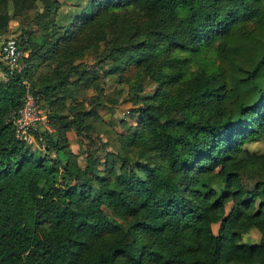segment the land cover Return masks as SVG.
<instances>
[{
    "label": "trees",
    "instance_id": "trees-1",
    "mask_svg": "<svg viewBox=\"0 0 264 264\" xmlns=\"http://www.w3.org/2000/svg\"><path fill=\"white\" fill-rule=\"evenodd\" d=\"M63 3L0 0L23 66L0 65V264H264V0ZM105 85L134 105L119 150L74 153Z\"/></svg>",
    "mask_w": 264,
    "mask_h": 264
},
{
    "label": "rangeland",
    "instance_id": "rangeland-1",
    "mask_svg": "<svg viewBox=\"0 0 264 264\" xmlns=\"http://www.w3.org/2000/svg\"><path fill=\"white\" fill-rule=\"evenodd\" d=\"M63 6L61 11H68L70 12L72 3L74 0H63ZM16 25V23H15ZM10 36H14L11 34ZM9 36V37H10ZM86 95H94V90H90L87 92L82 91ZM81 93V94H83ZM100 98L106 102L109 108L112 109V116L109 114H105L106 110H104L103 116L98 118L95 121L87 120L85 122V127L89 130L90 141H88L85 137H82V145L77 142V137L73 131H69L67 134L68 145L70 146L71 150L74 153L81 152L85 143H90L92 147L97 149V153H105V151L109 150H119L120 140L118 138V133L128 126V124L124 125V123H120V119H126L129 121L130 117V109L134 107L133 103L125 100L127 98L126 91H118L112 90L109 86L105 85L102 94H99ZM70 101H66V104ZM50 111L49 108H46ZM44 110V109H43ZM47 113V112H46ZM48 114V113H47ZM110 120V121H109ZM115 122V123H114ZM51 128H48L50 131ZM81 140V137H80ZM108 141L109 145L104 144V142ZM31 146L33 148L38 147V143L33 139L31 140ZM250 148L257 151L264 150V140L256 142L250 145ZM217 226H214V231L216 230ZM262 236L256 230L252 229L242 235L241 242L248 243V244H257L262 240Z\"/></svg>",
    "mask_w": 264,
    "mask_h": 264
},
{
    "label": "built area",
    "instance_id": "built-area-1",
    "mask_svg": "<svg viewBox=\"0 0 264 264\" xmlns=\"http://www.w3.org/2000/svg\"><path fill=\"white\" fill-rule=\"evenodd\" d=\"M20 58L21 52L14 36L7 37L0 43V65L20 71L23 68ZM12 121L16 127L17 139L25 143L33 140L32 131L39 126L49 128L48 114L37 105L29 86L26 88L23 106L18 115L12 118Z\"/></svg>",
    "mask_w": 264,
    "mask_h": 264
}]
</instances>
